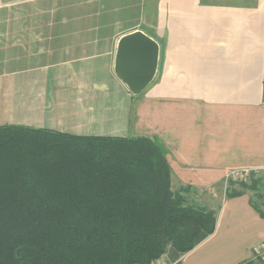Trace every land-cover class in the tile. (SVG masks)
<instances>
[{
    "label": "crops",
    "instance_id": "1",
    "mask_svg": "<svg viewBox=\"0 0 264 264\" xmlns=\"http://www.w3.org/2000/svg\"><path fill=\"white\" fill-rule=\"evenodd\" d=\"M135 30L160 48L136 96L114 72ZM263 94L264 0H0V125L149 138L174 188L217 201L213 233L161 257L172 264H243L263 245L255 192L240 187L253 177L229 183L237 195L216 190L233 170L264 169Z\"/></svg>",
    "mask_w": 264,
    "mask_h": 264
},
{
    "label": "trees",
    "instance_id": "2",
    "mask_svg": "<svg viewBox=\"0 0 264 264\" xmlns=\"http://www.w3.org/2000/svg\"><path fill=\"white\" fill-rule=\"evenodd\" d=\"M172 187L149 138L0 125V264L177 259L213 233L216 213L187 203L191 187ZM240 187L255 192L251 205L264 217V180ZM256 260L243 264L264 262Z\"/></svg>",
    "mask_w": 264,
    "mask_h": 264
},
{
    "label": "water",
    "instance_id": "3",
    "mask_svg": "<svg viewBox=\"0 0 264 264\" xmlns=\"http://www.w3.org/2000/svg\"><path fill=\"white\" fill-rule=\"evenodd\" d=\"M159 51V44L141 30L119 38L114 72L133 95L145 90L155 78Z\"/></svg>",
    "mask_w": 264,
    "mask_h": 264
},
{
    "label": "rangeland",
    "instance_id": "4",
    "mask_svg": "<svg viewBox=\"0 0 264 264\" xmlns=\"http://www.w3.org/2000/svg\"><path fill=\"white\" fill-rule=\"evenodd\" d=\"M256 179L257 180L259 179V180L262 181V180H264V177L263 176L262 177H257ZM231 181H232L231 179L227 180V178L225 177L223 184H218L217 185L218 188L216 190L220 193V198L218 199V201L221 200L223 195L226 196V193L228 192V188L230 186L229 183H231ZM232 183H234V182H232ZM248 183H250V182H248ZM180 186L177 185L176 188H174V186H173L172 189L176 190ZM182 187H186V186H182ZM262 191L264 193V189H262ZM195 194H196L195 191L193 192V191H191V189L189 190L188 193H183V195L186 197L187 203L189 205H191L193 207H197V208H202V207L204 208L205 207V208H208V209H209V207L211 208L212 206H216L217 205V201L214 202V200H212V199L206 200L205 202H203L201 199H196ZM253 254L255 256V258H253V260H252L253 262L257 261L256 260L257 256H260V257H262L264 259V244L261 246V248H259L257 250H254ZM163 258H166V256L163 257Z\"/></svg>",
    "mask_w": 264,
    "mask_h": 264
},
{
    "label": "built area",
    "instance_id": "5",
    "mask_svg": "<svg viewBox=\"0 0 264 264\" xmlns=\"http://www.w3.org/2000/svg\"><path fill=\"white\" fill-rule=\"evenodd\" d=\"M264 177V169L261 168H255V169H237L229 172L225 177L228 179L234 180H244L248 179L250 177H253L256 179L257 177ZM152 264H172L170 262H167L165 260H162L161 258L154 261Z\"/></svg>",
    "mask_w": 264,
    "mask_h": 264
}]
</instances>
